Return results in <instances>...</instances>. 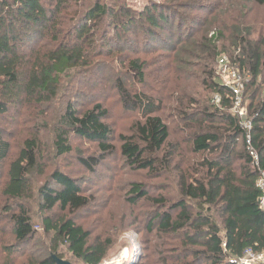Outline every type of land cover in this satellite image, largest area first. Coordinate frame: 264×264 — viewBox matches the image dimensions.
<instances>
[{
	"label": "trees",
	"instance_id": "16d2710c",
	"mask_svg": "<svg viewBox=\"0 0 264 264\" xmlns=\"http://www.w3.org/2000/svg\"><path fill=\"white\" fill-rule=\"evenodd\" d=\"M253 1L264 6V0ZM179 3L149 2L137 11L127 0H0V117L18 106L51 103L64 77L76 78L82 70L90 71L119 53L125 57L121 64L127 63L131 76L143 83L150 64L122 52L131 49L156 58L160 55L158 47L168 45V40L181 43V49L174 51L172 62L161 72L168 73L167 77L182 75L176 63L184 55L205 61L195 79L206 95L195 97L196 92H191L180 97L178 85L177 106H167L170 122L162 114L163 95L157 101L134 92L124 78L116 77L115 88L124 109L136 111L142 118L134 123L130 134L115 136L106 123L108 111L102 103L82 109L67 102L56 115L54 153L62 157L73 151L70 135L97 144V157L78 158L83 166L93 168L115 153L114 143H119L121 156L132 169L166 176L163 190L174 192V196L154 199L143 184H132L133 207L141 200H150L160 208L150 215L145 229L156 232L153 253L161 263L237 264L248 250L264 254V211L259 206L258 173L250 167L246 131L231 112V93L213 75L218 57L230 49L220 42L231 31L209 29L207 22L189 15L204 11L210 17L215 8L209 0ZM238 24L235 20L232 25ZM235 32L231 33V43L237 50L230 52L231 60L252 76L244 99L248 97L251 103L253 147L264 169V39L254 42L251 33ZM141 43L142 49L137 50ZM172 63L174 69H170ZM217 95L222 99L221 107L211 104ZM174 123L190 131L186 143L190 155L198 159L182 163L181 156L176 160L173 151H166ZM43 142L38 131L22 143L13 158L11 144L0 132V202L4 201L0 221H7L12 234L6 246V230H0V262L4 259L3 264H15L12 256L29 251L33 255L30 264H57L54 257L71 264H76L72 259L79 264H102L111 242L91 243L90 233L72 218L90 205L77 181L59 170L45 182L35 180L36 175L45 174ZM32 204L37 205L35 217L49 238L46 249L40 236L37 238ZM55 211L70 213L71 218L57 219L52 215ZM30 246L37 248L30 250ZM62 248L72 259H64Z\"/></svg>",
	"mask_w": 264,
	"mask_h": 264
},
{
	"label": "rangeland",
	"instance_id": "374dc122",
	"mask_svg": "<svg viewBox=\"0 0 264 264\" xmlns=\"http://www.w3.org/2000/svg\"><path fill=\"white\" fill-rule=\"evenodd\" d=\"M127 1L132 9L141 11L149 2L167 3L171 0ZM186 1L180 0L179 4L182 5ZM209 2L215 8L210 17H206L207 12L204 11L189 12L184 10L182 12H189L190 16L197 17L198 20L204 21L205 24L207 22L209 29L220 30L224 27L225 31H231L225 34L226 36L220 44L230 47L228 53L224 54V56L235 67L236 65L231 60L232 55L230 52L234 53L237 49L231 43V33L236 34V30H240L247 35L251 33L253 35L251 40L254 42L262 38L264 39V6L255 3L253 0H209ZM235 20L239 21V24L236 26L232 25ZM185 30L186 28H184V32ZM168 43L165 47L162 45L158 47L160 55H155L158 56L156 58L142 51L134 52L131 49H126L122 52L128 58H131V56H135V58L139 57L141 61L150 64L146 67V77L143 83L137 82L131 76L127 63H125L126 65L124 63L121 64L122 60H125V57L119 53L115 55V58L107 59L105 64L95 65L90 71L88 69L82 70L76 78L69 79L67 78L68 76L64 77L60 80L57 98L51 103H46L47 105L43 107L34 104L31 106H18L10 110L11 114L3 118L0 117V132L3 137L9 140L11 144V156L13 158L20 151L22 143L39 131L44 141L43 163L45 174L38 177L36 175L35 180L37 178L38 183L45 182L54 171L59 170L74 178L82 188L83 194L90 198V205L86 209L72 215V218L77 225L82 226L90 233L91 243H95L98 240L101 242H111L108 257L102 264H119L124 252H127L128 256L127 261L123 264H136L139 262L162 264L159 256L153 253V248L157 245L156 232L149 233L145 229L150 215L153 212L160 211V208L150 200H141L138 206L133 207L130 199L132 197V184L134 183L143 184L145 191L154 199L169 194V192L165 193L163 190L166 176H150L146 171L132 169L121 156L119 151L120 144L117 142L114 143L116 152L107 156L102 163L98 166H93V168H86L79 162L78 158L80 156L84 158L97 157L99 155L97 144L88 143L73 135L69 136L73 151L62 157L55 156L52 134L55 130L56 115L63 111V105L67 102H71L82 109L91 106L93 103H102L108 111L106 123L114 130L115 136L118 138L119 135H129L134 123L140 121L142 118L138 112L124 109L114 83L116 77L120 76L124 78L123 80L126 82L127 87H131L134 92L148 94L156 98L157 101L159 96L163 95L166 101H164V111L162 114L165 115L164 117L168 121L167 106H170V104L177 106L176 102L180 99H176L178 98L176 93L178 85L181 86L180 97L184 94L188 96V93L191 92H196L197 95L195 97L206 95L201 83L195 79L199 75V70L203 68L204 64L206 65L205 61L187 59L186 55H184L176 63V66H180L183 70L182 75L179 73L173 77H167L168 73L161 72L163 67L165 68L166 65L172 62L175 57L174 51L180 50L182 46L181 43H175L170 40H168ZM142 47L141 43L137 46V50L142 49ZM215 66L216 64L213 68V75ZM171 67L170 69H174V64ZM238 70L242 77H246L245 79L248 84L252 76L241 71L240 68ZM177 71L180 70L177 69ZM158 81L162 82V84ZM259 81L261 82L262 78ZM242 90L240 113L245 117H242V121L240 122L244 126L246 122L252 120V116L249 110L250 100L248 97L244 99L246 88ZM216 97L214 96L211 99L208 96L213 106L221 107V104L216 102ZM230 103H232L231 100ZM231 112L234 114V107ZM181 128V125H178V123L173 124L169 139L170 146L166 151H173L176 155V160H180L181 156L182 163H187L189 159H198L199 156L190 155V145L186 143L190 131H184ZM171 195L174 196V192L173 194H169V196ZM3 204L4 201L0 202V206ZM30 207L33 209L32 214L34 216V223H36L35 230L39 234H37V238L40 236V241L43 242V247L46 249L49 244V238L43 234L41 223L35 217L38 214L37 205L32 204ZM52 215L57 216V219L58 216L71 218V214L67 212L61 213L60 211H55ZM1 229L6 230L7 234L3 236V241L7 246L11 243L12 234L5 219L0 221ZM36 248H31L30 246V250H36ZM61 250L63 251L65 260L72 259L71 255L64 248ZM31 257H33L31 252L23 251L20 255L12 256V259L15 261V264H30ZM72 260L74 263L79 264L74 259ZM3 262L4 259L0 264H3Z\"/></svg>",
	"mask_w": 264,
	"mask_h": 264
},
{
	"label": "built area",
	"instance_id": "2783aa9c",
	"mask_svg": "<svg viewBox=\"0 0 264 264\" xmlns=\"http://www.w3.org/2000/svg\"><path fill=\"white\" fill-rule=\"evenodd\" d=\"M231 64L232 63L231 62L229 63L226 56L224 55L219 56L216 61L214 76L218 80L220 86L227 89L231 93L229 99L234 105L233 106L234 115L239 119V121H242V117L245 116L242 113H240V108L242 105L241 94L243 91L242 89H244L247 84V80L245 79L246 77H242L241 73H239L238 68L236 66L234 67ZM221 100H222L221 97L217 95L216 102L220 104ZM242 128L246 131V135H247L246 144H247L248 154L251 158L250 167L253 171L258 173L256 186L261 192V196L259 199V206L260 209L264 211V169L261 166L260 156L253 147L252 120L246 122L244 126H242ZM261 263H264V254H254L251 250H248L246 251L244 258L241 259L237 264H261Z\"/></svg>",
	"mask_w": 264,
	"mask_h": 264
},
{
	"label": "bare ground",
	"instance_id": "6f19581e",
	"mask_svg": "<svg viewBox=\"0 0 264 264\" xmlns=\"http://www.w3.org/2000/svg\"><path fill=\"white\" fill-rule=\"evenodd\" d=\"M127 252H124L123 255H122V259L120 260L119 264H123L124 262L127 261Z\"/></svg>",
	"mask_w": 264,
	"mask_h": 264
},
{
	"label": "water",
	"instance_id": "95a60500",
	"mask_svg": "<svg viewBox=\"0 0 264 264\" xmlns=\"http://www.w3.org/2000/svg\"><path fill=\"white\" fill-rule=\"evenodd\" d=\"M54 259H55V261H56L57 264H71L69 262H66V261H63V260H59V259H57L55 257H54Z\"/></svg>",
	"mask_w": 264,
	"mask_h": 264
}]
</instances>
